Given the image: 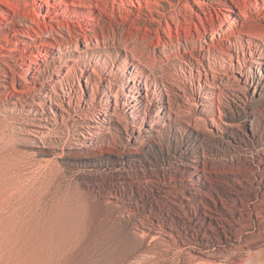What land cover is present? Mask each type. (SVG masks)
Instances as JSON below:
<instances>
[{
  "label": "rangeland",
  "instance_id": "374dc122",
  "mask_svg": "<svg viewBox=\"0 0 264 264\" xmlns=\"http://www.w3.org/2000/svg\"><path fill=\"white\" fill-rule=\"evenodd\" d=\"M263 142L264 0H0V264H264Z\"/></svg>",
  "mask_w": 264,
  "mask_h": 264
},
{
  "label": "bare ground",
  "instance_id": "6f19581e",
  "mask_svg": "<svg viewBox=\"0 0 264 264\" xmlns=\"http://www.w3.org/2000/svg\"><path fill=\"white\" fill-rule=\"evenodd\" d=\"M34 64H35V66L34 67H32V68H30V75H31V73H32V75L31 76H33V77H35V78H37L38 77V74L40 73V69H39V66H38V63L37 62H34ZM41 85H44L43 83H41ZM48 91L47 90H45L43 93H42V95L45 97V96H47L48 94ZM207 98H209L208 96H206ZM38 101V100H37ZM39 102V101H38ZM37 102V103H38ZM41 102V101H40ZM55 103H57V102H55ZM58 105H59V103H57ZM34 105H36V103L35 104H31V107L32 106H34ZM48 119L49 118H46V121H48ZM49 121H50V119H49ZM40 126V128L41 129H37L36 130V133L35 134H37V136H39L40 134H42L43 132H45L44 130H45V128L46 127H48V125L47 124H44V123H42L41 125H39ZM137 126H139V125H137ZM137 126H135V128L137 127ZM98 127H100V126H98ZM97 127V128H98ZM156 126H155V122H150V123H148V125L145 127L146 128V131L147 132H149V133H154L155 131H156V128H155ZM41 137H42V135H40ZM134 137H136V140H138L139 138V136H134ZM138 138V139H137ZM82 144V143H81ZM83 145H85V143H83ZM87 147V146H86ZM244 153V152H243ZM259 161H260V163H261V168L264 170V142H263V145H262V147H261V153L259 154ZM204 163V160L203 159H200V158H198V159H196V161L193 163V164H191V165H189V167H190V171H191V168H200L201 167V164H203ZM233 165V164H232ZM231 168V167H230ZM204 169V168H203ZM250 169V168H249ZM236 172V171H235ZM119 175H122V174H119ZM214 199V198H213ZM257 217L259 218V223H260V225H261V229H263L264 230V199L261 201V202H259L258 203V210H257ZM260 231V230H259ZM263 232V231H262ZM262 234V233H261ZM259 235V234H258ZM261 236V235H260ZM257 237V236H256ZM256 239V238H255ZM254 239V240H255ZM258 239V238H257ZM257 239H256V241H257ZM261 239V238H260ZM260 239H259V241H260ZM255 241V242H256ZM256 244V243H255ZM250 247V246H249ZM260 247H264V245H260ZM256 248V247H255ZM258 248V247H257ZM264 248H262V249H260V250H263ZM259 251V250H258ZM248 252V251H247ZM251 253H253L252 251H251ZM259 253V252H258ZM261 253H263L262 251H261ZM250 254V253H249ZM259 255V254H258ZM202 258V257H201ZM203 259V258H202ZM202 259H200V260H202ZM204 261V260H203ZM255 261V260H254ZM206 263L207 264H228V263H226L225 261H220V260H218V259H208L207 261H206ZM237 263H239V262H237ZM205 264V263H204Z\"/></svg>",
  "mask_w": 264,
  "mask_h": 264
}]
</instances>
